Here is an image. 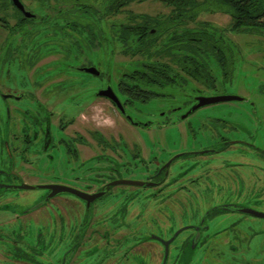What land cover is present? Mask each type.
I'll list each match as a JSON object with an SVG mask.
<instances>
[{
	"label": "flooded vegetation",
	"instance_id": "flooded-vegetation-1",
	"mask_svg": "<svg viewBox=\"0 0 264 264\" xmlns=\"http://www.w3.org/2000/svg\"><path fill=\"white\" fill-rule=\"evenodd\" d=\"M39 1L45 13L38 15L21 1L24 10L30 13L25 15L23 10L8 0L13 11L9 16L0 13V30L4 31L0 38V63H7L8 60L20 63L22 56L18 51L23 40L25 46L31 44L25 53L28 55L23 58L32 65L43 57L33 55L37 52L34 48L38 43L53 45L59 42L53 40L58 35L40 42L34 40L32 34L39 29L52 32V16L60 10L64 12L69 0ZM9 17L14 19L12 23L8 22ZM23 31L31 33L22 36ZM51 52L58 54L52 60L63 56L57 51L48 53ZM83 66H93L98 73L82 70ZM69 67L99 77L103 75L87 60L70 64ZM119 73L114 79L115 88L107 78L98 88L110 85L121 107H117L108 97L97 95L96 91L94 97L79 107H51L39 93L0 88V264H131L129 260L132 255L146 256V262L141 259L140 264H166L170 243L177 238L181 247H190L195 232H198V237L193 247L199 242L204 244L210 239L209 236H222L223 233L229 234V239H237L239 246L244 243L241 233H228L226 227L209 232L210 219L216 223L224 219L216 217L236 212L264 220L262 216L239 210L250 207L264 212L242 200L248 193L254 196L264 194V148L252 142L250 135H224V132L233 133L236 128L226 118L213 117L206 126L201 121L195 125L188 121L186 126L191 134L198 128L208 130L216 137L215 144L211 142L199 148H182L167 152L163 158L159 157L160 154L151 150L156 143H139L131 129L124 127L123 123L142 131L162 129L166 124L151 117L141 119L130 112L128 106L134 100H128L117 89ZM180 75L189 77L178 70L169 84H174ZM51 79L54 80L53 76ZM22 97L25 101L19 102ZM97 97L105 98L112 107H93ZM96 108L99 112L110 108L120 118L111 120L112 125L109 126L114 131L111 135L103 134L96 125ZM176 109L178 107H165L157 112L161 115L172 114ZM194 109L179 111L177 115L185 118ZM256 111L251 106L252 119H255V123L262 122ZM178 122L181 120L174 119L169 123L175 127ZM241 128L244 127L238 129ZM247 153L253 157L247 159ZM191 154L199 159L192 160L186 166L178 161ZM250 162L253 170L248 167ZM118 179L144 182H116ZM45 184H51V187H43ZM19 185L31 187L19 188ZM58 185H63L64 189L49 195L53 188H59ZM139 187L142 190H138ZM34 189L41 191L31 197L25 193ZM209 189H226L230 193L221 202L208 200L203 203L199 201L195 206L187 205L186 191L204 193ZM176 192L184 193L185 202L180 200L175 204V211L164 203L160 208L167 209L162 216L153 215L150 221L149 205H156L157 202L163 204L164 201L160 200ZM35 204V207L29 208ZM242 220V217L236 216L227 225L241 224ZM182 226L185 227L175 233ZM184 229H187V233L181 234ZM168 238L164 257L162 239ZM222 239L228 237L224 235ZM150 243L158 246L157 250H153V253L155 250L159 253L156 262L150 251ZM228 246L235 249L236 245L229 242ZM238 251L241 255V250ZM241 258L245 260L242 255ZM260 264L264 262L260 261Z\"/></svg>",
	"mask_w": 264,
	"mask_h": 264
},
{
	"label": "rangeland",
	"instance_id": "rangeland-1",
	"mask_svg": "<svg viewBox=\"0 0 264 264\" xmlns=\"http://www.w3.org/2000/svg\"><path fill=\"white\" fill-rule=\"evenodd\" d=\"M21 1L34 13L38 15L45 13L39 0ZM12 11L13 9L8 0H0L1 15L9 16V13ZM129 12H140L151 15L159 14L162 17L169 12V6L161 0H130L124 6V10L113 15L111 19L113 21L122 20ZM197 19L207 20L217 27H224L229 21L228 15L220 11H201ZM13 20L12 17H9L8 22L12 23ZM192 24V22H188V25ZM3 33L4 31L0 30V38ZM41 34L42 30L32 34L34 36L33 39L41 42ZM162 38L165 41L166 36L164 35ZM222 38L229 52L230 72L222 75L221 69L215 59L209 56L206 61L214 79L213 86H206L192 78L180 75L174 84L154 87L153 90L159 93L157 96H153L145 101L134 100L128 106L130 107V112L138 118L151 117L159 123L163 122L162 124H166V127L162 129L142 131L123 123L124 127L131 129L135 140L139 143H146L147 145L156 143L155 147L151 148V150L157 155L160 154L159 157L163 158L167 152L170 153L182 148H199L211 142L215 144L217 139L208 130L195 128L196 131L191 134L189 128L186 126L188 121L193 123V125L197 121H201L206 126L213 117L226 118L236 128L233 133L224 132V135H242L243 137L250 135L252 142L264 148V92L260 89V86L264 84V26L250 30H224ZM28 45L30 46L31 44L28 43ZM28 45L25 46V40H23L21 47H19L18 54L22 56L20 63L18 61L15 63L12 60H8L7 63H0V88H18L25 93L30 91L39 93L42 100L50 104L51 107H79L94 97V92L105 83V78L110 79L111 85L115 88L114 79H116L118 71L125 66L122 60L129 58L127 55L120 53L117 48L114 49L112 54L108 43H106L105 48L102 50L83 49L75 58L63 55L52 60L51 58L58 54L47 53L41 55L43 57H40L38 62L32 65L28 62V59L23 58L25 55H28L25 54ZM3 49L5 50V48ZM38 51L41 52L40 50ZM81 60L91 61L103 73L102 77L69 67L70 64H77ZM56 74L60 76H55ZM52 76L54 80L51 79ZM216 94H233L240 98L205 104L194 109L185 118H180L177 115L179 111H186L190 108L189 106L194 103L195 96ZM23 101L25 100L22 97L19 102ZM10 102L15 101L10 100ZM251 106L257 109L256 114L262 122H254L255 119H252L253 117L250 115ZM93 107H112V105L105 98L97 97L93 103ZM165 107H178V109L172 112V114L166 113L165 115H161L157 112L158 109H164ZM105 113L110 116L107 117ZM96 114V125L100 127L103 134L111 135L114 132L113 128L109 126V124L112 125L111 120L117 121L120 118L110 108H104L100 112L96 108ZM174 119L181 120V122H178L175 127H171L170 125L172 124L169 122ZM241 125L244 128L238 129L242 127ZM245 129L248 130L245 131ZM145 148L147 149V147ZM245 155L247 159L253 157L249 153ZM220 156H223V154H220ZM195 159H199L198 156L191 154L187 158H179L178 161L186 166ZM251 163H248V167H251L253 170L254 166ZM236 166L239 168L238 165ZM257 172L263 173L261 170H257ZM132 175L135 176L136 174ZM138 190H142V188L139 187ZM39 191L41 189L28 190L25 193L31 197ZM229 193L226 189L219 191L209 189V192L204 193L186 191L185 198L187 205L195 206L199 201L202 203L208 200L211 202L212 200L213 202L224 201ZM180 200L185 202L183 192L169 193L163 200H160L164 201L162 202L163 204L157 202L156 205H149L150 221H152L153 215L162 216L164 210L167 209L162 210L160 208L164 203L169 205L172 211H175V204ZM242 200L245 204L264 211V194L254 196L253 193H248ZM236 216L243 218L242 223L233 226L227 225ZM216 218L224 219L216 223H214V219H210L208 221L209 232L212 233L215 230L226 227L225 231L228 233L234 231L241 233L244 243L239 246L237 239H229V234L224 233L228 239H222L224 235L221 233L222 236L217 234L209 236L210 239L204 244L199 242L194 247H181L179 240L176 238L170 243L168 262L166 264H260V261L264 262L263 219L236 212H227L223 216ZM189 219L192 220V218ZM181 232V234H185L187 233V229ZM229 242L236 245L235 249H231L228 246ZM157 247V245L150 243V251L152 253L154 249L157 250ZM238 249L241 250V255L245 259L244 261ZM156 250L153 253L154 262L159 258V253ZM145 257L132 255L129 261L131 264H140L139 260L141 259L146 262ZM246 260L249 261L246 262Z\"/></svg>",
	"mask_w": 264,
	"mask_h": 264
},
{
	"label": "trees",
	"instance_id": "trees-1",
	"mask_svg": "<svg viewBox=\"0 0 264 264\" xmlns=\"http://www.w3.org/2000/svg\"><path fill=\"white\" fill-rule=\"evenodd\" d=\"M129 1L69 0L64 12L58 10L52 16L53 31L41 29L42 41L58 35L53 40L59 42L38 43L34 49L41 52L32 54L40 57L48 51H57L75 58L83 49L102 50L108 43L111 52L117 48L129 57L120 70L117 89L128 100L145 101L157 94L154 87L171 83L178 70L203 85L213 86L206 61L209 56L215 59L222 75L230 72L223 31L264 26V0H161L169 6L165 16L129 12L122 20H111ZM201 11L223 12L229 21L224 27H217L197 19ZM26 33L31 32L23 31L22 36ZM261 86L264 92V84Z\"/></svg>",
	"mask_w": 264,
	"mask_h": 264
},
{
	"label": "water",
	"instance_id": "water-1",
	"mask_svg": "<svg viewBox=\"0 0 264 264\" xmlns=\"http://www.w3.org/2000/svg\"><path fill=\"white\" fill-rule=\"evenodd\" d=\"M11 2L17 8H19L20 10H23L25 15H30V13L28 11L24 10L22 2L20 0H11ZM81 68H82V70H85V71H88V72H92V73H95V74L98 73V70H96L93 66H83ZM96 94L108 97L109 99H111L115 103V105L117 107H121V104H120L117 96L113 92V90H112L110 85L106 84L105 87L98 88L96 90ZM239 98H240L239 96L233 95V94H216V95H207V96L206 95H197V96H195V102L193 103V105L186 112L196 108L197 106L203 105V104H208V103H213V102L222 101V100H228V99H239ZM119 109L121 110V108H119ZM116 182L142 184L144 181L136 180V179H118ZM145 183L146 184H151V182H145ZM38 186H40V185H38ZM58 186H59V188H55V189L53 188V190H51L48 194L50 195V194H52L54 192L62 191L64 189L63 185H58ZM25 187H31V186L30 185H19V188H25ZM32 187H33V185H32ZM43 187H47V188L51 187V184H45V185H43ZM66 190H69V189L66 188ZM37 204L32 205L29 208H33ZM239 210L243 211V212H246V213H251L253 215H258V216L264 217V212L258 211L256 209H253V208H250V207H242V208H239ZM185 226H182V227H179L178 229H176L175 233L177 231H179L180 229H182L183 227H185ZM152 236L153 237H157L156 235H152ZM197 237H198V232H195L194 236L191 239V246L194 245V243L197 240ZM169 240H170V238L162 239V243L164 245V257H165L166 252H167V244H168Z\"/></svg>",
	"mask_w": 264,
	"mask_h": 264
}]
</instances>
